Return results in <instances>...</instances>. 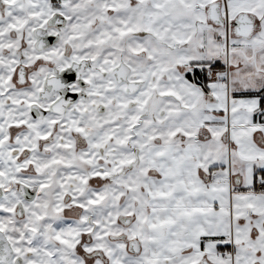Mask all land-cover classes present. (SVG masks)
Masks as SVG:
<instances>
[{
	"label": "snow or ice",
	"instance_id": "1",
	"mask_svg": "<svg viewBox=\"0 0 264 264\" xmlns=\"http://www.w3.org/2000/svg\"><path fill=\"white\" fill-rule=\"evenodd\" d=\"M0 264H264V0H0Z\"/></svg>",
	"mask_w": 264,
	"mask_h": 264
}]
</instances>
